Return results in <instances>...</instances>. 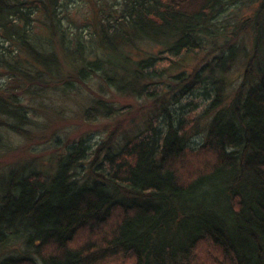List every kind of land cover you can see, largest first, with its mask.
I'll use <instances>...</instances> for the list:
<instances>
[{
	"label": "trees",
	"instance_id": "trees-1",
	"mask_svg": "<svg viewBox=\"0 0 264 264\" xmlns=\"http://www.w3.org/2000/svg\"><path fill=\"white\" fill-rule=\"evenodd\" d=\"M79 4L0 0V156L30 136L28 102L91 80L88 118L119 113L109 90L159 111L118 141L68 145L51 173L0 171V252L16 251L0 264H264V0ZM199 52L166 84L164 63Z\"/></svg>",
	"mask_w": 264,
	"mask_h": 264
},
{
	"label": "rangeland",
	"instance_id": "rangeland-1",
	"mask_svg": "<svg viewBox=\"0 0 264 264\" xmlns=\"http://www.w3.org/2000/svg\"><path fill=\"white\" fill-rule=\"evenodd\" d=\"M79 1L73 0L75 5L76 3L79 4ZM92 9L93 5H90V3L83 4L81 2L76 7L73 5L71 10L73 22L82 25L86 18L93 13ZM251 41L252 34H247L244 44H246V54L248 55L250 54L249 50L252 48ZM206 60V53L199 52L186 56L180 65L170 66L171 62L167 61L161 66L162 68H168L170 75L164 77V81L166 84L169 83L173 86V82H169V78L177 76L183 71L188 73L197 71ZM243 64L245 63L243 62ZM240 66L242 67L241 63ZM242 70L243 67L241 72ZM87 83L91 86V90L88 86L83 85L80 91L69 97H61L60 94L54 93L42 103L28 102L34 108L36 124L28 138L12 134L13 151L3 153L0 156V171L32 163L34 166H38L39 169L51 173L56 166L57 156L65 152L68 145L81 139L91 145H96L107 138L111 132H115L114 137L118 141L124 133H130L137 129L138 124L144 118L159 111V108H154L148 100L123 97L109 90L108 97L104 96L102 100L107 103L111 102L117 110L119 109V113L114 115L113 118H104L96 116L99 114L96 111L94 112L96 115L92 114L93 116L90 119L85 113L88 109L95 107L97 104L95 100L101 99L100 94L97 93L100 82L95 79ZM193 142L198 143L199 140L195 138ZM15 252L12 249L0 252V258L6 254L8 255V253L15 254Z\"/></svg>",
	"mask_w": 264,
	"mask_h": 264
}]
</instances>
